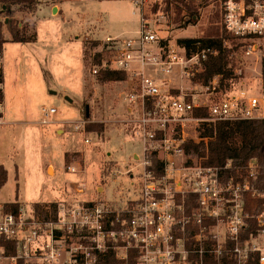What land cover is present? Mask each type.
<instances>
[{"label":"built area","instance_id":"2783aa9c","mask_svg":"<svg viewBox=\"0 0 264 264\" xmlns=\"http://www.w3.org/2000/svg\"><path fill=\"white\" fill-rule=\"evenodd\" d=\"M128 1L139 17L137 36L98 40L92 74L110 69L131 73L136 80L125 102L137 115L131 123L142 147L140 196L118 208L84 201L39 208L17 202L9 209L15 202H0V264H107L110 257L116 264H226L227 258L251 264L255 254L258 264H264V188L258 187V159H251L235 177L228 175L230 164L205 166L185 153L191 143L208 142L200 133L190 136L193 126L201 130L206 123L264 118V95L230 91L221 76L207 85L195 83L216 50L197 45L188 53L178 42L160 38L148 16H156L153 10L160 0ZM219 4L226 32L246 41L247 52L264 49V0ZM10 18L0 4V25ZM174 81L182 85H172ZM202 110L207 117L194 116ZM56 113L55 108L43 109L41 123L51 124ZM85 126L84 120L76 130ZM155 157L163 163L160 171L154 167ZM248 196L261 199L257 214L248 211ZM251 221L257 235L243 242Z\"/></svg>","mask_w":264,"mask_h":264},{"label":"rangeland","instance_id":"374dc122","mask_svg":"<svg viewBox=\"0 0 264 264\" xmlns=\"http://www.w3.org/2000/svg\"><path fill=\"white\" fill-rule=\"evenodd\" d=\"M175 4L160 0L156 16L148 14L160 38L210 39L221 32L219 0H188L197 12L194 21L188 15L192 9L184 2ZM12 12L21 35L34 38L15 42L3 28L2 85L9 116L0 126V166L8 171V180L0 202L47 207L87 201L118 208L136 200L142 147L131 123L137 115L125 102L136 80L131 73L118 81L92 74L98 40L137 36L133 5L128 0H37L31 7L12 6ZM233 63L242 73L228 89L261 97L259 53L240 51ZM50 108L57 113L43 125L42 110ZM84 120L85 129L76 130ZM200 131L193 126L188 132L194 137Z\"/></svg>","mask_w":264,"mask_h":264},{"label":"trees","instance_id":"16d2710c","mask_svg":"<svg viewBox=\"0 0 264 264\" xmlns=\"http://www.w3.org/2000/svg\"><path fill=\"white\" fill-rule=\"evenodd\" d=\"M170 4L171 2L185 3V5L192 9L190 10L189 18L191 21L193 17H197V12L193 7L188 6L186 3L188 0H165ZM37 0H0V4L7 7L8 17H11L12 6L20 5L22 7H31L36 4ZM175 4V6H176ZM186 22L185 24H187ZM7 28L11 34L12 40L15 42H26L34 38V36L26 37L21 35L18 28V23L10 18L9 22L4 26L0 25V55L3 53V47L6 43V39L3 34V28ZM178 44L185 47L188 53H192L197 48V45L201 47H211L216 50V54L211 56L202 65L201 72L194 78L195 83H201L207 85L208 82L215 76H221L223 85L226 88H230L231 84L236 83L239 79L238 74L235 73V66L233 63V56L247 49L248 43L244 40L236 38L226 32L222 26L221 32L216 37L210 39H198V38H181ZM259 53L261 67L263 88L262 94L264 95V49L260 47L256 50ZM103 81H118L125 79L126 72L115 71L110 69H103L99 74ZM3 84V73L0 68V85ZM4 100V93L0 88V102ZM195 117L205 118L208 116V112L205 110L195 111ZM202 138H207L208 142L201 141L199 144L191 143L186 148V155L198 158L205 166H220L224 167L227 164L231 165L228 175L239 177L244 173L248 162L251 159H258L261 166L258 187L264 188V118L252 119V120H240L235 122L226 123H206L202 126L200 131ZM154 167L160 171L162 170L163 163L156 157L154 158ZM8 180V171L0 166V190L5 186ZM15 201L12 205H9V209L16 208ZM261 199H253L250 196L247 198V209L253 214H257L261 210ZM39 208V205H36ZM55 207V204H52ZM45 218H48L46 214H42ZM257 226L254 221L249 223L248 229L242 235V241L249 239L252 235H257ZM259 254L254 255V259L251 264H258ZM252 260V259H251ZM107 264H116L114 258L110 257ZM226 264H235L232 260L227 258Z\"/></svg>","mask_w":264,"mask_h":264},{"label":"crops","instance_id":"0c3cea01","mask_svg":"<svg viewBox=\"0 0 264 264\" xmlns=\"http://www.w3.org/2000/svg\"><path fill=\"white\" fill-rule=\"evenodd\" d=\"M4 49H5V44H4V47H3V52H4ZM1 61H0V68L1 70L3 69V53L1 54ZM3 82H4V78H3ZM1 88L3 90V93H4V100H3V118H4V125L6 124V119H7V116H9V114L5 113V109H4V104H5V101H6V98H7V89L4 85H1ZM138 155V154H135V156ZM138 157V156H136ZM3 166V165H2Z\"/></svg>","mask_w":264,"mask_h":264},{"label":"water","instance_id":"95a60500","mask_svg":"<svg viewBox=\"0 0 264 264\" xmlns=\"http://www.w3.org/2000/svg\"><path fill=\"white\" fill-rule=\"evenodd\" d=\"M58 10H57V8H55L54 9V13H56ZM90 116V114H89V110L87 111V117H89Z\"/></svg>","mask_w":264,"mask_h":264}]
</instances>
